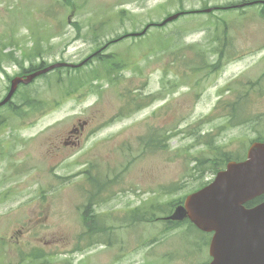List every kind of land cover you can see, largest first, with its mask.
<instances>
[{
    "label": "rangeland",
    "instance_id": "374dc122",
    "mask_svg": "<svg viewBox=\"0 0 264 264\" xmlns=\"http://www.w3.org/2000/svg\"><path fill=\"white\" fill-rule=\"evenodd\" d=\"M240 1L74 0V8H70L59 0H0V50L14 55V60H4L1 66L0 100L17 72L40 62L76 65L94 54H114L113 59L125 66L107 74L100 60L92 57L80 72L62 70L36 79L26 90L19 88L13 107L0 111L7 119L0 128V264H22L20 258L23 264L208 261L204 232L188 222H184L188 227L162 236L165 226L161 221L136 223L135 228L125 230L123 213L141 203H159L165 210V204L185 198L213 177L194 171L193 160L221 153L244 159L252 136L257 135L253 132L259 130L258 134L264 135V95L252 97L254 92L264 94V77L261 87L251 85L257 82L259 70H264V7H249L244 15H235L239 12L231 9L189 15L160 31L149 29L155 30L150 40L156 47L159 38H179L172 49L175 54L148 47L146 35L108 47L105 44L138 34L180 7L184 12L197 11L204 5L206 10ZM121 11L124 15L119 18ZM226 22L230 23L229 37L221 32ZM37 39L43 56L25 57L34 50ZM142 49L150 55L138 65L135 58ZM213 52L222 61L218 71L202 67L216 60ZM176 56L186 57L189 64L178 61L170 68ZM200 66L201 71L191 74L197 77L193 87L179 84L171 92L170 80L177 78L176 74ZM79 74L85 75L88 83L75 90L68 91L64 81L60 91L50 86L54 75L63 79ZM92 83L97 86L93 88ZM30 89L51 92L53 98L37 110L34 101L32 106L23 101ZM84 122L89 124L76 146H65L68 134ZM192 126H196L192 136H186L182 131L192 130ZM151 129L170 131L165 151H141L139 138ZM208 133H214L209 136L213 148L197 145L206 141L199 138ZM86 171L107 182L101 193L104 201L96 213L105 216L98 219L101 227L111 226L117 232L111 247L97 244L77 252L76 247L88 243L79 241L85 231V192L92 188ZM175 185L182 187L172 195H160L162 189ZM106 238L100 241L106 242ZM34 254L44 257L33 262L30 257Z\"/></svg>",
    "mask_w": 264,
    "mask_h": 264
},
{
    "label": "water",
    "instance_id": "95a60500",
    "mask_svg": "<svg viewBox=\"0 0 264 264\" xmlns=\"http://www.w3.org/2000/svg\"><path fill=\"white\" fill-rule=\"evenodd\" d=\"M264 4V1H252ZM211 10H205L209 13ZM180 14L165 18L159 26L178 19ZM146 27L140 34L146 32ZM77 65L55 63L10 82V89L0 102L7 104L17 87L31 84L36 78L59 68H79ZM76 130L71 133L74 134ZM264 195V142L253 143L242 162H229L214 180L201 190L187 196L165 220H188L199 231L212 234L208 253L209 264H264V202L247 209L245 204Z\"/></svg>",
    "mask_w": 264,
    "mask_h": 264
},
{
    "label": "trees",
    "instance_id": "16d2710c",
    "mask_svg": "<svg viewBox=\"0 0 264 264\" xmlns=\"http://www.w3.org/2000/svg\"><path fill=\"white\" fill-rule=\"evenodd\" d=\"M59 1L64 2L66 4V6H68L70 8H74V3H75L74 0H59ZM202 8L203 9L207 8V5H204ZM180 10H182V9L180 8ZM197 14H199V12H194L192 10L186 11L184 13V15H186V16L197 15ZM122 15H124L123 11L118 12L117 17L121 18ZM263 16H264V12H263ZM148 25H149V27H153V28H155V29H157L159 31L162 30V28L160 26H158L156 23H150ZM77 29H79V28H77ZM128 37H130L129 34L120 37L117 41L107 42L105 45H108V46L112 45L113 43H116V42H118L120 40H124V39H126ZM179 40L180 39L175 37V36L173 37V39H172V35L167 36L163 41H161V43L160 42L158 43V46L161 47L160 51H163V50L164 51H170L171 54H175V52H173L172 49L177 46V42ZM32 46H34V50L30 53V55H27V54H24V55H26L29 58L30 57H35V56L36 57H38V56L42 57L43 56L42 55V46L40 44L39 39H37ZM185 48H187V46ZM188 49H190V48H188ZM1 54H4L2 50H0V59H2L1 58ZM113 57H115L114 54L107 55V56L99 55L98 58H97V60H100L99 61V65L104 66L106 68L107 74H110L111 72L116 71V70H122L125 67L122 64H119V63H121L120 61H118V60L115 61L113 59ZM10 58H11L10 61L14 60V55H11ZM178 61H182V62H184L186 64H189V61H188V59L186 57L180 58V57L176 56L174 58V60L171 62L170 68L175 66V64ZM109 63H111L112 65H109ZM45 66H47L46 63L40 62L37 65H30V67L28 69L24 70V71L30 73V72L42 69ZM109 66H112L113 69H109ZM1 68L2 67L0 65V69ZM208 68H210L212 71H214L216 69V67L214 65H209ZM62 70L66 71V72L71 71L69 69H58V70L55 71V73H59ZM80 70H81V68L76 69L74 71L80 72ZM190 72L191 71H186L184 74H189ZM166 73L167 72H164V75H166ZM42 77L47 78L48 75H45V76H42ZM62 84H63V80L60 79L58 81V85H62ZM26 89L27 88H24V90H26ZM176 89H177V86H176V88L172 87L171 92H173ZM69 90H71V89H68V91ZM30 93H34V94L38 95V94H40V92H39L38 89H35V90L30 89L29 92H27V93H25L23 95V101H25L26 105L28 104V105L32 106L33 105V100L31 99ZM44 104H45V101H39V100L38 101H34V107L37 110H40L44 106ZM139 110H140V108H138L137 111H139ZM6 120H7L6 116L0 115V128L2 127L3 123L6 122ZM182 132L186 136H189V137L192 136V134H193V130H190L189 128H186ZM170 139H171L170 135H167L164 132L157 131V132H154V133H149L145 137L139 138V146L141 147V151L143 153H153L155 151L153 149V146H152L153 144L152 143H156L162 149L166 150L168 142L170 141ZM199 140H200V138H199ZM197 145H200V144H197ZM230 160H232V159H230L227 154H220V156H216L215 155V156H212L210 159L203 158L201 160H193V163L195 164L194 167H193V170L194 171H201V173L208 172L209 174L214 175L220 169H222L225 166L226 162H228ZM84 174L85 175L89 174V171H86ZM87 178H88V182L90 183L92 188L89 189V190H86V192H85L86 194H88V197L86 199V203H85V205L83 207L84 212H86V213L83 214L84 220H82V223L84 225L85 231L80 235L79 241H80V243L88 241V243L86 244V246L84 248H83V245H79L78 247H76L75 251H77V252H83L87 248L92 247L94 245H97L98 243H99V245L111 246L112 242H111V244H109L107 242L100 241V235L108 233L107 235H104V236H108V238L111 239L112 238L111 234L115 231L114 228L111 227V226H107V227H101L100 226L99 229L94 231V232L89 230V225H91L92 223L98 222V216H96L94 214H91V212L93 211V206H96V205H99V204L102 203L101 193H103L104 190L106 189L107 182L106 181H101L98 177H92L90 175H87ZM208 183H209V180L204 185H206ZM180 187H182V186L175 185V186L170 187V188L162 189L160 195L163 196V197L172 195L175 191L180 189ZM183 199L184 198L178 199L176 201H171L170 203L165 204L163 206V207H166L165 210L162 209V206L159 203H152V204H149V205H144L143 204V205H140V206H138V207H136L134 209L132 208L130 210V212H128L126 214V217H125V220H126V222L124 221V225L126 226L125 230L130 229V228H135L137 225L136 226H133V225H135L136 223L137 224L138 223H142V224H147V225L155 224V222L158 221V216L157 215L159 213H163V214H165V216L171 214L173 209L176 206L182 204ZM263 202H264V195L256 198L255 200H253V201H251L249 203H247L245 206H246L247 209H250V208L256 207L257 205H259V204H261ZM88 214H91L90 218H89ZM185 222L189 223L188 220H186ZM163 224L165 226V229L161 232L162 236H165L169 232L182 227L181 226L182 224H180V223H172V222L171 223H167V222H164ZM191 226L194 227L193 225H191ZM116 232L117 231H115V233ZM207 237H210V236L205 235V238L203 239V240H205V246L208 245V242H209V241L208 242L206 241ZM153 243H157V242L155 241ZM43 257L44 256L42 254H36V255L34 254V255H32L30 257V259L33 262H35V261L37 262V261H40Z\"/></svg>",
    "mask_w": 264,
    "mask_h": 264
},
{
    "label": "bare ground",
    "instance_id": "6f19581e",
    "mask_svg": "<svg viewBox=\"0 0 264 264\" xmlns=\"http://www.w3.org/2000/svg\"><path fill=\"white\" fill-rule=\"evenodd\" d=\"M182 1V0H181ZM252 2V0H242V1H240V2H229L230 3V5L229 6H225V7H222V6H218V7H216V9L218 10V11H221V10H229V9H231L232 11H235V12H239V13H234L235 15H244L245 14V10L246 9H248L249 7H251L250 6V3ZM254 7H256V5L254 6ZM181 8V7H180ZM182 9V8H181ZM183 10V9H182ZM182 10H180V9H177V13L178 14H180L181 16L183 15V11ZM244 10V12H241V11H243ZM192 11H194V10H192ZM194 12H199V14H205V15H208V13H206L205 12V10H203L202 8H201V10H197V11H194ZM223 16H225V17H228L229 15H226V14H223ZM227 19H225V21H226ZM227 24H230V23H227L226 22V24L224 25V27H223V29L221 30V32H222V34H223V36H228L229 37V31H230V27L227 25ZM102 25V23H100V24H98V26H101ZM153 27H148L147 28V30H146V32L144 33V35L143 36H145L146 35V39L148 40V47H150V48H153V49H156L155 51H157V52H159L160 51V49H161V47H156L155 45H154V43H152L151 42V40H150V37L151 36H155V30H149V29H152ZM145 29V28H144ZM155 29V28H154ZM174 34H176L178 37H180V34L178 33V32H176V33H174ZM130 35V37L132 38V39H135V38H138L137 36H136V34L135 33H131V34H129ZM159 41H160V43H161V39L159 38L158 39ZM163 41V40H162ZM95 44H100V43H97V41H95ZM106 47H108V45H106ZM150 54L146 51V50H144V49H142L141 50V53H140V55H136L137 57L135 58V63L136 64H138L139 65V63L141 62V60L142 59H145V58H147L148 56H149ZM25 57H27L26 55H24ZM98 56H99V54H96V55H94L93 56V58L94 59H97L98 58ZM1 58L3 59H0V65L2 66V64H3V61L5 60H7V58H8V55H6V54H1ZM27 58H29V57H27ZM109 65H112L111 63H109ZM202 67H204V65L202 66ZM109 69H113V67L112 66H109ZM219 69H217V71H218ZM141 71V70H140ZM199 71H201V70H199V69H196V72L198 73ZM260 71V74H258L257 75V82H255V84H251L252 85V87H261L260 86V83H261V80L263 79V77H264V70H259ZM30 73H32V72H30ZM30 73H28V74H30ZM177 75V78H175V79H172V80H170V82H171V87H173V88H176V86L178 87V85L179 84H184V83H188V84H190V86H194L195 85V83L197 82V77H195V76H192V75H190V74H176ZM20 77H23V76H20ZM63 80L65 83H67L68 84V86L70 87V89L71 90H75L77 87H79V86H83L84 84H86V83H88L87 82V79H86V77H85V75H83V74H79V75H77L76 77H68V76H66L65 78H63L62 79V77L61 76H56V75H54L53 76V80H52V82L50 83V86L52 87H54L53 89H55V92L56 91H60L61 89H60V87H59V85H58V81L59 80ZM63 82V84L62 85H60V86H65V83ZM20 85H22V84H20ZM97 86V84H93L92 83V87L93 88H95ZM164 86V85H163ZM226 93H228L227 94V96H230V94L229 93H231V92H229L228 90H226ZM261 95H264L263 93L262 94H260V93H258V92H254V94L252 95V97L253 98H258V97H260ZM30 96H31V99L33 100V101H47V100H49V99H52L53 98V95H52V93L51 92H49L48 93V91H40V94H38V95H36V94H34V93H30ZM6 123V122H5ZM5 123H3V125H6ZM88 124H89V122H84L83 123V126L86 128L87 126H88ZM2 125V126H3ZM151 131V133H154V132H157V131H160V132H164V133H166V134H170V131H162V130H154V129H151L150 130ZM213 134L214 133H211L210 135H212L213 136ZM262 137H264V135H253L252 136V138L251 139H254V140H256V141H258V143H262L261 141H260V138H262ZM153 145V149H154V151L155 152H163V151H165L164 149H162L160 146H158L156 143H152ZM199 144H200V146L201 147H206L207 149H210V146H212V148H213V140H212V143L211 142H204V141H200L199 142ZM104 201V198H102V202ZM140 205H143L142 203L141 204H139V205H137V206H135L134 208H136V207H138V206H140ZM97 206L98 205H96V206H93V211L91 212V214H94V215H96V216H98V219H101V218H103V217H105L104 215H102V214H98V213H96V209H97ZM178 206H180V205H178ZM178 206H176V207H178ZM175 207V208H176ZM133 208V209H134ZM174 208V209H175ZM173 209V210H174ZM118 210H121V209H118ZM130 210H131V208H128V210L126 211V212H124L123 214L124 215H126L128 212H130ZM123 211V210H122ZM91 214H88V216L89 217H91ZM166 219V217H158V221H161L162 223L164 222V221H167V220H165ZM30 223H32V222H30ZM100 225H101V223L100 222H95V223H92L91 225H89V230L90 231H92V232H94V231H96V230H98L99 229V227H100ZM115 235V231L111 234V239H107L106 238V242H113L112 241V239H113V236ZM104 235H101L100 236V238H102ZM105 237H107V236H105ZM85 239V238H84ZM103 242V241H102ZM99 244V243H98ZM96 245H94V246H92L91 248H93V247H95ZM104 246H108V245H104ZM108 247H111V246H108ZM90 248V247H89ZM89 248H87V249H89ZM90 248V249H91ZM20 263H22L23 264V258H20V261H19Z\"/></svg>",
    "mask_w": 264,
    "mask_h": 264
},
{
    "label": "flooded vegetation",
    "instance_id": "af4514ba",
    "mask_svg": "<svg viewBox=\"0 0 264 264\" xmlns=\"http://www.w3.org/2000/svg\"><path fill=\"white\" fill-rule=\"evenodd\" d=\"M18 73L19 72H17L16 73V75H18ZM13 107V105L11 104V107L10 108H12ZM14 111H16V109H14ZM259 122H261V118H259L258 120H257V123H259ZM242 123V122H241ZM82 132L83 131H79L77 134H74V135H70V134H68V136H67V141H68V143H66V145H68V146H75L76 144H77V142H78V137L82 134ZM258 132H261V131H259V130H257L256 132H253V133H256L257 135H259L258 134ZM73 137H75L74 139H71V138H73ZM260 141L261 142H264V138H260ZM253 142H258V141H256V140H251L250 141V145L253 143ZM249 148V147H248Z\"/></svg>",
    "mask_w": 264,
    "mask_h": 264
}]
</instances>
